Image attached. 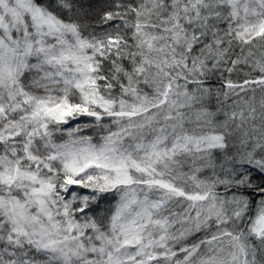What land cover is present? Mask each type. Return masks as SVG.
Returning <instances> with one entry per match:
<instances>
[{"label": "snow or ice", "instance_id": "snow-or-ice-1", "mask_svg": "<svg viewBox=\"0 0 264 264\" xmlns=\"http://www.w3.org/2000/svg\"><path fill=\"white\" fill-rule=\"evenodd\" d=\"M0 264H264V0H0Z\"/></svg>", "mask_w": 264, "mask_h": 264}]
</instances>
